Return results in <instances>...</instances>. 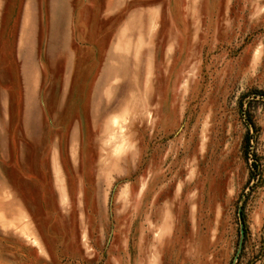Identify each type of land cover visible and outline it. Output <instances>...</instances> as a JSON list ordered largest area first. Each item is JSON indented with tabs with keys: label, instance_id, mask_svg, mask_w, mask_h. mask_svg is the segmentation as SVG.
<instances>
[{
	"label": "rangeland",
	"instance_id": "obj_1",
	"mask_svg": "<svg viewBox=\"0 0 264 264\" xmlns=\"http://www.w3.org/2000/svg\"><path fill=\"white\" fill-rule=\"evenodd\" d=\"M46 1L34 147L19 125L24 0H0V264H264V0H88L65 95L64 55H44Z\"/></svg>",
	"mask_w": 264,
	"mask_h": 264
},
{
	"label": "crops",
	"instance_id": "obj_2",
	"mask_svg": "<svg viewBox=\"0 0 264 264\" xmlns=\"http://www.w3.org/2000/svg\"><path fill=\"white\" fill-rule=\"evenodd\" d=\"M115 1L110 3L111 13ZM91 4L88 0H78L74 5L73 0H47L46 1V25L44 55L51 60L55 54L61 52L66 61V73L63 79L62 95L70 93L71 79L74 75L75 55L73 44L81 45L86 36V24L84 22V8ZM44 12L41 0H24L22 15L18 27V35L15 44L16 58L19 65L20 77V113L19 125L21 134L26 142L34 147L42 144L45 136L44 121L46 107L43 97L44 67L40 60V31L44 25ZM84 45V44H83ZM76 88L73 86V90ZM100 89H97L99 92ZM94 91H96L94 89ZM63 101L60 102V106ZM10 109L6 92L0 93V149L8 157L10 149ZM80 125H72L68 130V142L71 157L78 160V148L80 145ZM50 170L54 174V191L59 200L66 198L65 187L61 181L60 168L61 145L60 139L54 144L48 141ZM17 154L19 173L28 179L25 173L26 162L23 148L20 147ZM61 155V156H60ZM60 168V170H59Z\"/></svg>",
	"mask_w": 264,
	"mask_h": 264
}]
</instances>
